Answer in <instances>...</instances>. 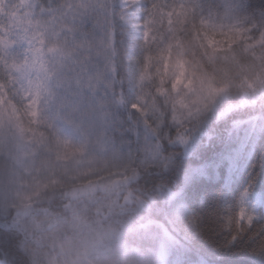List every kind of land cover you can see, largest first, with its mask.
I'll use <instances>...</instances> for the list:
<instances>
[{"label":"snow or ice","instance_id":"1","mask_svg":"<svg viewBox=\"0 0 264 264\" xmlns=\"http://www.w3.org/2000/svg\"><path fill=\"white\" fill-rule=\"evenodd\" d=\"M232 92L264 102V10L243 0H0V264H166L162 249L208 238L182 203L161 223L151 193L167 204L179 194L133 188L137 168L123 163L139 155L146 176L154 162L169 169L171 149L187 151ZM252 187L210 214L211 230L264 255ZM129 232L156 249L137 261Z\"/></svg>","mask_w":264,"mask_h":264},{"label":"trees","instance_id":"2","mask_svg":"<svg viewBox=\"0 0 264 264\" xmlns=\"http://www.w3.org/2000/svg\"><path fill=\"white\" fill-rule=\"evenodd\" d=\"M244 1L250 13L264 10V0ZM129 86L124 90L126 100ZM123 116L127 118L128 113ZM252 120L256 125L248 141L246 123ZM171 150L180 155L163 181L159 174H149L141 186L147 189L163 182L178 193L173 204L155 201L154 208L159 210L156 218L166 224L164 213L182 203L188 211L204 216L208 238L193 237L181 247H172L167 264H264V255L254 251L247 239L235 248L224 247L223 234L211 230L215 224L210 215L218 209H234L251 183L248 203L262 221L255 226L254 233L258 235L259 228L264 226V102L242 105L237 93L232 92L224 97L220 107L201 118L187 151L179 146ZM179 235L183 239V231Z\"/></svg>","mask_w":264,"mask_h":264},{"label":"clouds","instance_id":"3","mask_svg":"<svg viewBox=\"0 0 264 264\" xmlns=\"http://www.w3.org/2000/svg\"><path fill=\"white\" fill-rule=\"evenodd\" d=\"M167 153L165 152V155ZM141 158L139 155H137V158L135 161H131V162H128V161H125L123 163V167L124 168H128V167H136L137 168V171H138V176H139V180L137 181V184L133 185L132 187L135 188L137 186H139L140 188H143L141 186V181L143 180V178L146 176L145 175V171L143 169V167L141 166V162H140ZM168 171V169H162L161 167H159V163L158 162H154L151 166V169L150 171L148 172L147 175L149 174H159L160 178H161V181H163L164 179V175L165 173ZM158 184H164L163 182H160ZM158 184H155L154 186L150 187V188H147V189H154L156 185ZM153 199L155 201H163V199L161 197H159L154 191L151 193ZM140 215V213H133L130 217L129 216H124V217H111V218H108L104 221V224H108V223H115L117 219H121V220H124V221H127L129 219H136L137 216ZM123 245L124 247H126L128 250H132V249H139L140 252H141V257H137V261H139L143 256H146V255H149V251H148V248H147V243H146V240L138 233H126L124 238H123ZM49 254H52V249H49ZM117 254V248L116 247H113L109 250H107L104 255L106 256H114ZM57 264H62L61 261H57Z\"/></svg>","mask_w":264,"mask_h":264},{"label":"rangeland","instance_id":"4","mask_svg":"<svg viewBox=\"0 0 264 264\" xmlns=\"http://www.w3.org/2000/svg\"><path fill=\"white\" fill-rule=\"evenodd\" d=\"M243 2L245 3L244 0H243ZM127 91H128V94L126 92L127 102L131 103V102L134 101L135 93H134V90H133V88L131 86H129V88H127ZM223 100H224V98H218L217 99L216 106H215L214 110H216L218 107H220V105L222 104ZM100 123L102 124V121ZM246 124H247V129H246L245 138H246V140L249 141L253 137V132H254V128H255V125H256V121L252 120V121L247 122ZM98 130H99V125H98ZM101 134H102V131H101ZM71 164H72L71 160H64V161H59L58 162V165H59V167L61 169L64 168V167L71 166ZM41 183H43V180L41 181ZM146 243H147V248H148L149 251H154L156 249V245L152 241H146ZM171 249H172V247L162 249V251L164 253V259H165L166 264L168 262V256L171 255Z\"/></svg>","mask_w":264,"mask_h":264}]
</instances>
